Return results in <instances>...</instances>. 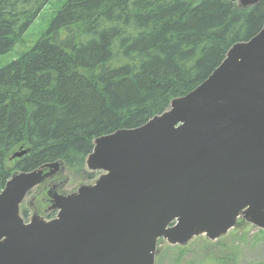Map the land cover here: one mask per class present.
<instances>
[{
  "label": "water",
  "instance_id": "water-1",
  "mask_svg": "<svg viewBox=\"0 0 264 264\" xmlns=\"http://www.w3.org/2000/svg\"><path fill=\"white\" fill-rule=\"evenodd\" d=\"M230 1L246 9L263 0ZM94 144L86 167L104 175L72 195L52 188L55 220L25 224L19 208L61 163L7 182L0 264H155L160 239L217 241L239 219L264 230V26L168 111Z\"/></svg>",
  "mask_w": 264,
  "mask_h": 264
},
{
  "label": "trees",
  "instance_id": "trees-1",
  "mask_svg": "<svg viewBox=\"0 0 264 264\" xmlns=\"http://www.w3.org/2000/svg\"><path fill=\"white\" fill-rule=\"evenodd\" d=\"M50 1L0 0V56ZM263 26L264 0L246 9L230 0H69L37 45L0 69V193L14 172L55 162L94 180L85 162L96 139L166 112ZM216 244L204 241L205 260L233 261L232 248ZM173 248L179 262L186 251Z\"/></svg>",
  "mask_w": 264,
  "mask_h": 264
},
{
  "label": "rangeland",
  "instance_id": "rangeland-1",
  "mask_svg": "<svg viewBox=\"0 0 264 264\" xmlns=\"http://www.w3.org/2000/svg\"><path fill=\"white\" fill-rule=\"evenodd\" d=\"M68 1L51 0L35 22L29 27L24 35L23 41L17 44L8 54L0 56V69L19 59L26 51L34 48L40 39L50 30L58 13ZM60 163L63 166L60 172L49 178L47 184L34 189L21 205L20 213L25 222H30L36 209L39 210L40 215L46 221L57 216V211L48 209L50 202L48 201V206L47 202H45L48 199L46 196L48 187H53L59 195H72L82 185H94L103 175L102 172L100 174L98 172H91L85 166L87 172L92 174L96 173L95 179L90 181L84 174L69 172L64 163ZM204 241L208 240L205 236H200L185 246H176L186 251V255L179 262H176L175 256L178 251L162 239L159 241L157 248L156 264H219L215 260H205L208 253L204 249ZM217 242H221V244L223 243L232 248L234 252L233 261L228 264H264V231L257 229L250 223L244 222L238 225V227L232 229L225 237L213 242V244L217 245Z\"/></svg>",
  "mask_w": 264,
  "mask_h": 264
}]
</instances>
